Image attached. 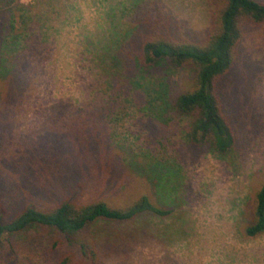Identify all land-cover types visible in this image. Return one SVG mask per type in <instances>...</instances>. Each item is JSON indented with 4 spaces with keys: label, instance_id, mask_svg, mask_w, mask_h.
<instances>
[{
    "label": "rangeland",
    "instance_id": "obj_1",
    "mask_svg": "<svg viewBox=\"0 0 264 264\" xmlns=\"http://www.w3.org/2000/svg\"><path fill=\"white\" fill-rule=\"evenodd\" d=\"M18 1L25 6L38 3ZM135 1L142 2L138 17L147 21L146 30L151 32L171 29L179 36L201 40L210 28L211 0H60V16L51 18L61 32L46 43L36 35L21 44L17 56L21 84L9 87L8 100L3 99L6 80H0V119L7 126L4 129L0 124V195L9 202L19 193L30 198V182L44 187L55 173L52 153L62 141L71 145L62 158L78 169L87 166L84 175L95 186L78 188L76 195L83 200L122 205L141 194L151 195L149 185L131 174L116 155L108 138L114 132L117 144L140 151V160H145L141 154L148 155L151 149L157 160L172 165L187 203L163 221L115 226L112 244L119 241L120 245L114 254L106 249L101 252L103 264H264V235L246 239L240 232L242 214L264 178V24L244 25L239 60L220 81L227 109L237 123L232 161L218 158L208 148L187 145L178 125L164 129L147 126L143 120L136 125L130 119L124 123L128 129H105L110 151L101 147L99 160L88 156L84 161L76 148L88 143V130L48 129L62 113L68 117L80 108L102 109L106 105V86L99 87L102 79L100 82L90 72L94 65L84 53L83 41L111 20L108 14L119 18L126 10L128 22ZM254 1L264 4V0ZM32 12L44 14L45 9L37 7ZM1 19L7 30L2 31L3 38L10 32V16ZM15 29L19 31L20 24H15ZM184 77L185 73L177 72L172 79L183 84ZM71 153L79 160L71 158ZM101 179L107 184H101ZM61 194V188L45 190L40 199H33L49 204ZM245 215L247 218V212Z\"/></svg>",
    "mask_w": 264,
    "mask_h": 264
},
{
    "label": "trees",
    "instance_id": "obj_2",
    "mask_svg": "<svg viewBox=\"0 0 264 264\" xmlns=\"http://www.w3.org/2000/svg\"><path fill=\"white\" fill-rule=\"evenodd\" d=\"M59 2L38 0L36 6H25L18 0H0V80L5 79L7 84L4 100L11 94L9 87L21 84L17 67L21 44L36 35L46 43L61 32L51 18L54 14L60 16ZM134 4L128 22L126 10L119 18L108 14L111 20L100 24L98 31L83 41L84 53L94 65L90 72L99 81L102 79L99 87L106 86V105L102 109L80 108L68 117L62 113L48 129L88 130V143L76 148L84 161L88 156L99 160L101 147L110 151L105 129H128L124 123L130 119L136 125L143 120L147 126L155 124L164 129L178 125L187 145L208 148L218 158L232 161L237 123L234 113L227 109L220 81L239 60L244 25L264 24V4L254 0H211V25L201 40L179 36L171 29L146 30L147 21L138 17L142 2ZM37 7L44 8V14L32 15ZM6 14L10 16V32L2 38V31L7 30L1 18ZM15 24H20L19 31ZM177 72L185 73L183 84L173 81ZM0 124L6 129L1 119ZM108 138L123 166L149 185L151 195L141 194L122 205L101 199L83 200L76 195L78 188L95 186L84 175L87 166L78 169L62 158L71 148L62 141L52 153L55 173L45 182V188L30 182L32 197L24 199L19 193L9 202L0 195V264H103L101 252L106 249L114 254L118 250L114 248L120 245L119 241L112 244L115 226L163 221L187 203L178 171L172 165L157 160L151 149L148 155L141 154L146 158L142 161L140 151L117 144L114 132ZM78 155L70 154L76 160ZM100 183L107 184L102 179ZM49 187L63 190L58 200L46 204L33 199H40L39 194L45 190L50 192ZM242 215V236L262 237L264 178Z\"/></svg>",
    "mask_w": 264,
    "mask_h": 264
}]
</instances>
